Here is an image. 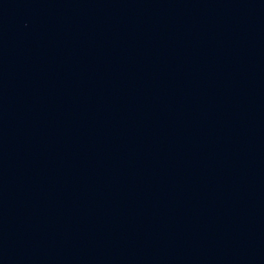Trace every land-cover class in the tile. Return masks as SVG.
I'll use <instances>...</instances> for the list:
<instances>
[{"label":"water","instance_id":"obj_1","mask_svg":"<svg viewBox=\"0 0 264 264\" xmlns=\"http://www.w3.org/2000/svg\"><path fill=\"white\" fill-rule=\"evenodd\" d=\"M0 264H264V0H0Z\"/></svg>","mask_w":264,"mask_h":264}]
</instances>
